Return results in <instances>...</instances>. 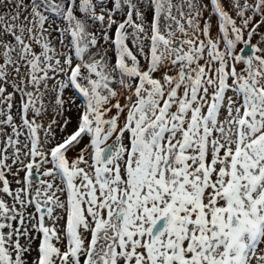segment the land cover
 <instances>
[{
	"label": "snow or ice",
	"instance_id": "obj_1",
	"mask_svg": "<svg viewBox=\"0 0 264 264\" xmlns=\"http://www.w3.org/2000/svg\"><path fill=\"white\" fill-rule=\"evenodd\" d=\"M0 264H264V0H0Z\"/></svg>",
	"mask_w": 264,
	"mask_h": 264
},
{
	"label": "bare ground",
	"instance_id": "obj_2",
	"mask_svg": "<svg viewBox=\"0 0 264 264\" xmlns=\"http://www.w3.org/2000/svg\"><path fill=\"white\" fill-rule=\"evenodd\" d=\"M205 15L207 16L208 13H205ZM212 22H213V25H214L213 34H215V23H216V18H215L214 16L212 17Z\"/></svg>",
	"mask_w": 264,
	"mask_h": 264
},
{
	"label": "rangeland",
	"instance_id": "obj_3",
	"mask_svg": "<svg viewBox=\"0 0 264 264\" xmlns=\"http://www.w3.org/2000/svg\"><path fill=\"white\" fill-rule=\"evenodd\" d=\"M71 115H72L73 122H75L76 113L73 112Z\"/></svg>",
	"mask_w": 264,
	"mask_h": 264
}]
</instances>
